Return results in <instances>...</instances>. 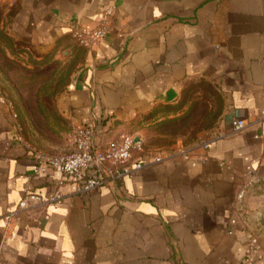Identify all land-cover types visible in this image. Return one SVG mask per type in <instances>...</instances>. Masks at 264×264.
<instances>
[{
  "label": "crops",
  "instance_id": "crops-1",
  "mask_svg": "<svg viewBox=\"0 0 264 264\" xmlns=\"http://www.w3.org/2000/svg\"><path fill=\"white\" fill-rule=\"evenodd\" d=\"M0 8L12 42L44 65L72 67L63 92L46 101L56 115L46 128H30L0 94L4 264H264V0H0ZM108 8L101 45H75L69 23L92 29ZM195 83L204 87L186 98ZM178 105L213 124L192 142L144 145L140 171L87 195L31 157V148L69 153L73 127L143 139L178 116L152 118L156 108ZM26 190L63 198L8 223Z\"/></svg>",
  "mask_w": 264,
  "mask_h": 264
},
{
  "label": "built area",
  "instance_id": "built-area-1",
  "mask_svg": "<svg viewBox=\"0 0 264 264\" xmlns=\"http://www.w3.org/2000/svg\"><path fill=\"white\" fill-rule=\"evenodd\" d=\"M114 10H104L96 27L90 29L75 21L68 25L72 40L87 50L97 49L103 42ZM234 128L240 130L244 122L235 120ZM70 152H42L31 148V157L37 170L44 173L47 169L57 170L63 177L76 183L75 193L80 196L98 191L108 182L119 180L143 167L141 157L144 153V141L139 136L118 135L97 139L90 127H73L66 135ZM161 160L160 157L156 161ZM62 195L40 196L24 191L17 209L6 215L7 222L18 217V213L30 206L44 207L59 203ZM0 264H4L0 254Z\"/></svg>",
  "mask_w": 264,
  "mask_h": 264
},
{
  "label": "rangeland",
  "instance_id": "rangeland-1",
  "mask_svg": "<svg viewBox=\"0 0 264 264\" xmlns=\"http://www.w3.org/2000/svg\"><path fill=\"white\" fill-rule=\"evenodd\" d=\"M14 12L15 9L9 12L11 17ZM4 14L5 10L0 8V22L4 20ZM2 28L4 29V25ZM3 29H0V94L14 102L16 113L22 114L21 116H29V122L26 124L30 128H46L52 120H56L54 108L46 101L63 92L65 85L71 79L72 67L62 65L60 62L44 65L43 60L37 59V52L34 49L21 43L12 42L4 34ZM69 37L72 40L70 34ZM73 43L75 42L73 41ZM75 45L77 44L75 43ZM200 86L204 87L202 83L189 86L186 98L194 99L196 97L195 88ZM205 92L204 94H206ZM40 100L44 102H40ZM170 107L160 106L151 114L158 118L163 117L171 114ZM153 116L151 117L153 118ZM196 117V112H194L181 123L161 126L159 122H156L150 125L148 135L143 138L145 147L165 149L172 145H178L180 141L192 142L198 126L209 123L206 120L198 121Z\"/></svg>",
  "mask_w": 264,
  "mask_h": 264
},
{
  "label": "trees",
  "instance_id": "trees-1",
  "mask_svg": "<svg viewBox=\"0 0 264 264\" xmlns=\"http://www.w3.org/2000/svg\"><path fill=\"white\" fill-rule=\"evenodd\" d=\"M181 105L175 106V107H170L169 112H171L172 114L176 115L178 114V116L173 117L171 119H164L163 121L159 122V125L163 126V125H169V124H176V123H181L184 122L190 115H192L195 112V107H192L190 109H188L186 112H184L183 114L180 115V110H181ZM169 115V114H167ZM165 115V116H167ZM153 116V115H152ZM155 116V115H154ZM163 116V117H165ZM207 122H209L207 125H199L197 131L201 130L202 128H207L208 126L212 125L213 122L206 120ZM201 122H204L201 121ZM200 123V122H199Z\"/></svg>",
  "mask_w": 264,
  "mask_h": 264
}]
</instances>
